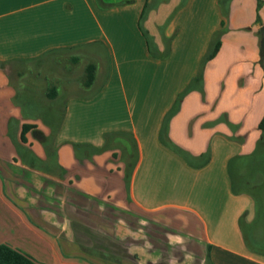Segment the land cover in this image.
<instances>
[{"label": "crops", "instance_id": "1", "mask_svg": "<svg viewBox=\"0 0 264 264\" xmlns=\"http://www.w3.org/2000/svg\"><path fill=\"white\" fill-rule=\"evenodd\" d=\"M149 4L156 55L139 27ZM262 25L264 0H0V244L41 264H149L158 249L134 231L148 223L187 250L183 264H264V204L228 173L261 133ZM217 32L203 89L174 111ZM55 52L87 62L84 75L104 54L107 75L90 94L46 88L61 99L45 110L53 132L20 115L9 75Z\"/></svg>", "mask_w": 264, "mask_h": 264}, {"label": "rangeland", "instance_id": "2", "mask_svg": "<svg viewBox=\"0 0 264 264\" xmlns=\"http://www.w3.org/2000/svg\"><path fill=\"white\" fill-rule=\"evenodd\" d=\"M150 5L152 6V4ZM149 36L153 40L150 33ZM102 52L105 54L104 51ZM104 54L100 53V58L93 61L96 65V73L92 84L89 86L85 84L87 74L84 75V63L87 64V62L81 59L75 64L76 57L72 52H55V54H51L49 57L46 56L43 59L25 62L24 64L20 63L19 67L14 68L13 75H9L10 83L16 90V95L12 98L14 107L18 109L22 117L29 114L38 120L41 125H47L53 131L56 125L47 124L46 119H53L54 116H49L45 110L51 102L57 103L61 99L51 100L45 93L46 88L49 85H55L60 93L59 98L67 96L69 93L90 94L94 92L101 87L106 79L107 66H105L106 56ZM67 62L74 63V67H68ZM118 135H115L117 140H122L121 135ZM40 139H43L42 136ZM50 143L49 138L43 141L48 154L53 152ZM122 149L125 150L124 147ZM119 153L122 154L121 150ZM228 173L234 193L248 194L256 203L264 204V132L260 133L258 139L249 146L246 152L230 159ZM149 228L152 232L149 231ZM254 229L258 230V237L261 238V242L257 243L258 247L264 248V219H258L254 222ZM138 230L142 235L145 233V239L147 237V240L151 241L149 244L147 243L148 248L158 249L156 254L159 257L150 263L148 261L149 264H183L182 261L188 253L186 249H181L176 244H170L166 241L159 243L158 233L155 234L148 223H146L145 228L144 226L138 227L134 231L137 232ZM137 236L138 234H132V239H135L132 244L137 245ZM178 250L179 254L176 258ZM204 264H210L209 258Z\"/></svg>", "mask_w": 264, "mask_h": 264}, {"label": "trees", "instance_id": "3", "mask_svg": "<svg viewBox=\"0 0 264 264\" xmlns=\"http://www.w3.org/2000/svg\"><path fill=\"white\" fill-rule=\"evenodd\" d=\"M151 8L152 6L150 4L144 7L141 13L139 27H140L142 34L146 38L148 49L150 50L152 54L156 55L155 43L152 39H150L149 32L148 30L145 29L143 25L144 19L146 18V15ZM221 34L222 32H217L214 35L212 42H211V46L202 60V67L198 75L192 80V82L186 87V89L182 93H180V95L177 97L174 103V106H173L174 111L180 106L181 101L187 92H189L194 87L199 86L200 84L201 85L203 84V68L211 59H213L217 55L222 45ZM163 54L166 55L167 51L163 52ZM260 62L261 64L264 63V54L262 55ZM95 71H96V66L94 64H90L87 66V79L85 82L87 86L92 84L95 78ZM201 85H200V88L203 89ZM32 127H34V125L26 124L23 126L22 139L25 140L26 132ZM258 127L261 132H264V114L262 115L259 121ZM126 176H129V172H126ZM0 264H41V263L31 258L25 252L20 251L16 248H13L8 244H0Z\"/></svg>", "mask_w": 264, "mask_h": 264}, {"label": "water", "instance_id": "4", "mask_svg": "<svg viewBox=\"0 0 264 264\" xmlns=\"http://www.w3.org/2000/svg\"><path fill=\"white\" fill-rule=\"evenodd\" d=\"M260 31L262 35L260 53L263 55L264 54V25L261 26Z\"/></svg>", "mask_w": 264, "mask_h": 264}]
</instances>
